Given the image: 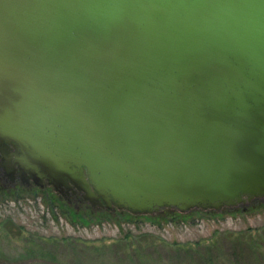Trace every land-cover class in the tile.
<instances>
[{
  "label": "water",
  "instance_id": "1",
  "mask_svg": "<svg viewBox=\"0 0 264 264\" xmlns=\"http://www.w3.org/2000/svg\"><path fill=\"white\" fill-rule=\"evenodd\" d=\"M0 154L91 205L264 197V0H0Z\"/></svg>",
  "mask_w": 264,
  "mask_h": 264
},
{
  "label": "rangeland",
  "instance_id": "2",
  "mask_svg": "<svg viewBox=\"0 0 264 264\" xmlns=\"http://www.w3.org/2000/svg\"><path fill=\"white\" fill-rule=\"evenodd\" d=\"M0 264H264V202L89 219L43 194L0 192Z\"/></svg>",
  "mask_w": 264,
  "mask_h": 264
},
{
  "label": "flooded vegetation",
  "instance_id": "3",
  "mask_svg": "<svg viewBox=\"0 0 264 264\" xmlns=\"http://www.w3.org/2000/svg\"><path fill=\"white\" fill-rule=\"evenodd\" d=\"M0 192H5L7 194L13 195L15 198L21 197L23 193H29L31 196L37 195L41 196L43 194L48 197L53 203L61 205H69L73 207L74 212L81 216L87 217L89 219L97 218L104 213L111 216H123L129 213L125 210H119L116 207L111 209H105L98 207L96 205H91L87 200L84 199L82 191L77 190L72 184L68 187L63 188L62 191L56 189L52 183L48 182L46 179H42L40 182H35L26 174V179L19 176L18 171L15 169L11 175H7L4 171V162L0 154ZM264 202L263 198H254L246 204L238 205L232 208L224 209H244L247 206H252L253 204H258ZM174 210L165 209L161 210L157 215H168L173 214ZM136 216V215H131Z\"/></svg>",
  "mask_w": 264,
  "mask_h": 264
},
{
  "label": "trees",
  "instance_id": "4",
  "mask_svg": "<svg viewBox=\"0 0 264 264\" xmlns=\"http://www.w3.org/2000/svg\"><path fill=\"white\" fill-rule=\"evenodd\" d=\"M125 215H128V214H125ZM130 217H132L131 215H129Z\"/></svg>",
  "mask_w": 264,
  "mask_h": 264
}]
</instances>
